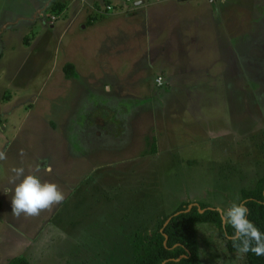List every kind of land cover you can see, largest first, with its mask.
<instances>
[{
  "label": "rangeland",
  "instance_id": "obj_1",
  "mask_svg": "<svg viewBox=\"0 0 264 264\" xmlns=\"http://www.w3.org/2000/svg\"><path fill=\"white\" fill-rule=\"evenodd\" d=\"M222 1L187 0L122 55L121 36L104 48L110 29L92 22L120 0H0V264H121L136 228L154 231L182 203H243L264 176V0ZM36 165L65 198L17 218L11 170ZM198 237L203 264H247L215 224H198Z\"/></svg>",
  "mask_w": 264,
  "mask_h": 264
},
{
  "label": "trees",
  "instance_id": "obj_2",
  "mask_svg": "<svg viewBox=\"0 0 264 264\" xmlns=\"http://www.w3.org/2000/svg\"><path fill=\"white\" fill-rule=\"evenodd\" d=\"M62 4L55 5L56 8ZM65 76L71 78L75 73V66L69 62L64 65ZM156 146L146 153H156ZM242 202L248 208V218L264 232V176L253 188L242 189ZM190 202L182 203L173 212L166 214L158 227L149 233L136 228L130 238V249L127 259L121 264H203L200 254L198 224H215L225 237L228 249L237 251L233 247L231 236L234 230L223 223V212L208 207L206 204H195L189 211ZM183 210L175 215L177 211ZM201 210H204L203 212ZM170 221L166 224L168 218ZM166 224V225H165ZM247 264H264V256H256L249 252L245 254ZM5 264H33L24 255L10 258Z\"/></svg>",
  "mask_w": 264,
  "mask_h": 264
},
{
  "label": "clouds",
  "instance_id": "obj_3",
  "mask_svg": "<svg viewBox=\"0 0 264 264\" xmlns=\"http://www.w3.org/2000/svg\"><path fill=\"white\" fill-rule=\"evenodd\" d=\"M6 158V152L0 151V160ZM11 171L13 176L9 183L14 185L11 197L13 216H38L43 210L64 200L65 194L57 182L43 180L37 174L40 171L39 165L27 172L22 166ZM47 171L50 172L51 169L48 168ZM222 219L226 227L231 226L234 230L231 240L239 253L251 252L256 256H264V232L248 218V208L244 203L233 202L223 212Z\"/></svg>",
  "mask_w": 264,
  "mask_h": 264
},
{
  "label": "crops",
  "instance_id": "obj_4",
  "mask_svg": "<svg viewBox=\"0 0 264 264\" xmlns=\"http://www.w3.org/2000/svg\"><path fill=\"white\" fill-rule=\"evenodd\" d=\"M54 1V0H53ZM126 1H130V0H126ZM168 4L167 5H161L162 7L160 9L156 8L155 2L153 4L147 2V0H142L140 1L141 3L136 4V6H138L136 9L134 7L129 6L128 4H126L125 2H123L122 0H120L119 5L116 7L113 5V9L115 8L114 13L112 14L113 17H111L107 22L105 21L103 25H98L96 23V21H94L93 19L97 17V15L92 16V22L93 23V28L99 30L98 28L101 27H108L110 29V31L107 30V32L105 31L104 35H101L100 38H102V40H106L107 44L104 48H114L115 46H117L120 43V46H122L124 44V48L125 50L122 51V55H124L125 53H127V47H128V41L130 40V38L133 37V33L138 34L139 30L141 29L142 31H144L143 29H145V32L147 34H150L151 32V28L150 25L152 24V28L154 27H158L156 28V30H163L164 28H166L167 26V22H169V20H171V18H174V14H175V10L179 7H182L187 0H167ZM216 1V0H215ZM214 1V3H215ZM157 3H161L162 0H157ZM211 2V1H210ZM222 2H227V0H223ZM64 5V3H63ZM109 6V5H108ZM46 8V7H44ZM81 6H77L75 5V13L73 16H75V18L71 19L70 22L74 21L76 19V17L79 16L80 12L82 11ZM119 8V9H118ZM118 9V10H117ZM37 12H40V10H38ZM213 15L218 14L217 12L213 13ZM202 15V14H201ZM200 15V18H201ZM15 12H12L10 14L9 11H7L5 13V23L9 24L11 22L14 21V17H15ZM199 16H197V19ZM186 15H181L177 20L178 21H173V25L176 26L174 28V32L175 29L177 27H179V32H181V34H183L182 30H187V26L185 25V19ZM17 20V18H16ZM91 20V19H90ZM118 21H121L120 23H117ZM191 21L190 20H187ZM173 26V27H174ZM153 31V30H152ZM0 35H1V30H0ZM184 35V34H183ZM121 36L122 39H120L118 41L117 38H119ZM131 36V37H130ZM186 36H189V41H197V35H193V34H188ZM124 37V40H123ZM101 40V41H102ZM105 41V42H106ZM119 43H118V42ZM117 43V44H116ZM100 45V44H98ZM166 47L165 45L162 46V48ZM102 48V49H104ZM226 48H229L226 44ZM100 49V47H99ZM231 50V48H229ZM164 54V53H162ZM233 55H235L232 52ZM105 84V88L107 89L106 92L110 91L113 88L112 82H110L109 80ZM117 84V83H116ZM116 89V87H115Z\"/></svg>",
  "mask_w": 264,
  "mask_h": 264
},
{
  "label": "water",
  "instance_id": "obj_5",
  "mask_svg": "<svg viewBox=\"0 0 264 264\" xmlns=\"http://www.w3.org/2000/svg\"><path fill=\"white\" fill-rule=\"evenodd\" d=\"M138 3H141V2H140V1L136 2V4H138ZM194 205H195V204H189L188 207H187V209L184 210V211H189ZM182 211H183V210L177 211V212L175 213V215L181 213ZM201 211L203 212L204 210H201ZM219 211L222 213L221 210H219ZM170 219H171V217L168 218V220L166 221V224L170 221ZM223 223H224V222H223ZM166 224H165V225H166Z\"/></svg>",
  "mask_w": 264,
  "mask_h": 264
},
{
  "label": "built area",
  "instance_id": "obj_6",
  "mask_svg": "<svg viewBox=\"0 0 264 264\" xmlns=\"http://www.w3.org/2000/svg\"><path fill=\"white\" fill-rule=\"evenodd\" d=\"M211 2H214L215 0H210ZM108 8H111V6H108ZM157 83L159 84V85H161L162 83H163V77L162 76H159L158 78H157Z\"/></svg>",
  "mask_w": 264,
  "mask_h": 264
},
{
  "label": "flooded vegetation",
  "instance_id": "obj_7",
  "mask_svg": "<svg viewBox=\"0 0 264 264\" xmlns=\"http://www.w3.org/2000/svg\"><path fill=\"white\" fill-rule=\"evenodd\" d=\"M42 14V13H41Z\"/></svg>",
  "mask_w": 264,
  "mask_h": 264
}]
</instances>
